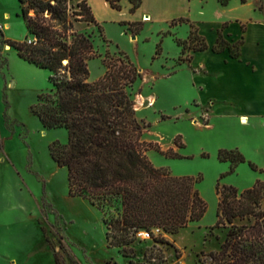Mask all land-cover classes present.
<instances>
[{
  "label": "rangeland",
  "instance_id": "1",
  "mask_svg": "<svg viewBox=\"0 0 264 264\" xmlns=\"http://www.w3.org/2000/svg\"><path fill=\"white\" fill-rule=\"evenodd\" d=\"M4 22L9 26L3 24L0 30V264H208V253L218 250L226 233L224 228L211 229L217 183L243 190L264 180V117L242 121L210 113L206 125L201 113H188L199 94L188 62L179 61L189 53L186 48L182 54L177 43L187 26L176 23L161 32L163 24L143 18L135 33L120 22H107L100 34L92 25L76 23V30L90 33L101 55L88 62V80L103 74L106 51L127 55L140 74L130 94L136 117L147 125L142 138L177 155L150 148L147 157L174 175L199 176L196 188L207 205L198 222L175 233L161 232L162 242L138 237L130 244L133 254L125 256L120 248L107 246L103 212L69 195L66 169L51 157L50 145L65 144L67 131L44 128L31 110L37 95L50 91V72L21 59L6 42L27 35L18 0H0ZM150 96L154 101L148 106ZM234 148L245 161L229 172V161H220L217 153Z\"/></svg>",
  "mask_w": 264,
  "mask_h": 264
},
{
  "label": "trees",
  "instance_id": "2",
  "mask_svg": "<svg viewBox=\"0 0 264 264\" xmlns=\"http://www.w3.org/2000/svg\"><path fill=\"white\" fill-rule=\"evenodd\" d=\"M70 1H76L74 6ZM106 1L121 9L120 0ZM218 1L226 5L230 0ZM18 2L27 35L22 41L6 42L21 59L50 72V91L39 93L31 110L44 128L67 131L65 144L55 141L50 145L51 157L66 169L69 195L86 199L103 212L107 246L131 256L130 244L139 237L138 232L148 231L155 241L162 242L161 232L175 233L198 222L207 208L196 188L200 177L174 175L165 167L154 166L146 155L154 148L166 156H177L171 149L162 150L142 138L147 125L136 117L130 94L140 75L135 65L124 53L106 51L101 58L103 74L88 80V62L101 55L90 33L74 27L76 23L92 25L100 34L103 28L87 0ZM130 3L129 11L134 12L140 0ZM181 22L186 19L176 18L169 25ZM120 24L134 33L141 27L139 21ZM241 42L229 43L219 35L213 50L228 48L232 56H238ZM177 43L182 54L186 48H207L194 30ZM188 59L184 56L179 61ZM217 157L229 161V172L245 161L236 148L219 149ZM215 193L216 221L211 229L224 228L226 233L218 250L208 253V264H264V180L243 190L217 183ZM154 228L160 230L156 236Z\"/></svg>",
  "mask_w": 264,
  "mask_h": 264
},
{
  "label": "crops",
  "instance_id": "3",
  "mask_svg": "<svg viewBox=\"0 0 264 264\" xmlns=\"http://www.w3.org/2000/svg\"><path fill=\"white\" fill-rule=\"evenodd\" d=\"M256 1L230 0L222 5L218 0H140L139 7L130 12V0H120L118 12L106 0H87L100 24L147 17L146 22L163 24L161 32H165L172 20L186 19L177 24L187 26L185 36L178 38L185 39L192 28L207 45L188 53L192 85L199 94L193 99L195 109L188 113H201L205 118L210 113L264 117V0H260L261 8ZM219 35L229 43L242 40L238 56H232L228 48L213 50Z\"/></svg>",
  "mask_w": 264,
  "mask_h": 264
},
{
  "label": "built area",
  "instance_id": "4",
  "mask_svg": "<svg viewBox=\"0 0 264 264\" xmlns=\"http://www.w3.org/2000/svg\"><path fill=\"white\" fill-rule=\"evenodd\" d=\"M3 29H4L3 23H0V30H3ZM31 41H32L31 38H28V39H27V43H31ZM153 232L159 233L160 230H159V228H154V229H153ZM137 235H138L139 237H145V238L150 237L149 232H148V231H145V230L138 232Z\"/></svg>",
  "mask_w": 264,
  "mask_h": 264
},
{
  "label": "bare ground",
  "instance_id": "5",
  "mask_svg": "<svg viewBox=\"0 0 264 264\" xmlns=\"http://www.w3.org/2000/svg\"><path fill=\"white\" fill-rule=\"evenodd\" d=\"M8 15H6V17H7ZM145 20H148L149 18H147V17H143ZM4 26H6V27H8V25L6 24V25H4ZM154 100H153V97H149V104H148V106L149 105H151V103L153 102ZM241 119H242V121H245V117H241Z\"/></svg>",
  "mask_w": 264,
  "mask_h": 264
},
{
  "label": "water",
  "instance_id": "6",
  "mask_svg": "<svg viewBox=\"0 0 264 264\" xmlns=\"http://www.w3.org/2000/svg\"><path fill=\"white\" fill-rule=\"evenodd\" d=\"M64 63L66 62V60L63 61Z\"/></svg>",
  "mask_w": 264,
  "mask_h": 264
}]
</instances>
